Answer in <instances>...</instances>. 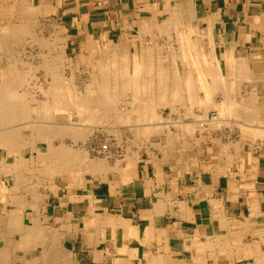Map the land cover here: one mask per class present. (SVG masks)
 <instances>
[{"label": "bare ground", "instance_id": "1", "mask_svg": "<svg viewBox=\"0 0 264 264\" xmlns=\"http://www.w3.org/2000/svg\"><path fill=\"white\" fill-rule=\"evenodd\" d=\"M185 1L188 0H184V3ZM15 2L17 8L25 14L24 17H28V23H22L15 26L10 24L6 26L5 31L0 30L2 31V33L0 32V56H8V58H4L7 60L8 64L5 67H0V71H2L0 73V77H2V80L0 81V151L4 152L5 154L4 156L2 155V159H0V172L5 173L3 175L7 176L10 174H15L14 171L17 169L13 168H18L20 173L16 174L17 181L14 178L16 183L15 185L13 184V189H9L8 185L6 186L5 184L0 185V200H3V202L7 203V200H11V202H19V204L22 206L24 204L30 205V207H33L36 210V213L39 214V210L41 209V207L43 208L44 206V200L46 198L45 192L48 190H56V186L59 180H62L63 183H70V186H74L75 184L79 183L78 180L88 172L100 175L101 173L108 171L109 161L113 159H116V163L120 164L121 161L119 160L123 158V152L120 147H118L119 149H114V147L111 146L109 142H100L98 150L94 154L101 155L102 158H95L89 156V152L86 148H80V143L78 144V141L81 140L86 143L91 138L90 135L92 134H102L103 137L105 134H108L112 130L117 131L121 127V125L126 127L125 130H130V134L135 137L133 141L128 143L129 147H131L132 144H135L140 148L138 137H140L139 140H143L144 138L148 137L149 140L151 141L152 139V141H154L158 145L160 150H163L166 155L174 153V155L182 161H187L191 157L194 159L196 156H200L201 143H204L203 140L205 139V133H207L206 131L204 132V130L208 129L206 128V126L210 128L211 125H216L217 123H220V125L221 123H230V120L227 119V117L231 114L236 115L238 114V112H240L239 114L245 112V114L242 113L243 115L241 114L240 117H242V119L244 117L245 121L248 120L247 122L252 123V125L245 123L247 126H250L246 128L251 129L250 135L259 137L257 134H261V141H264V138L262 139V134L264 135V106H249V104L245 103V105L237 106L234 105L235 101L234 103H232L234 97L231 102H229L230 98H228L229 95H227V93L229 94L228 90H230L231 92V89H233L234 84L230 85L232 86L231 89L229 86V89H227V85L223 83V76L221 75V73L219 74L218 72L221 71V64L216 61L217 57L215 56L214 50L215 43L213 40V29L212 27H208L207 29L204 26L203 28H200L199 26V21H202V17H204L203 12L201 14L198 8L199 0H195V5H193L190 1V5L183 4L180 6H167V16L165 13V20L162 22V24L158 23L152 28L150 26V29H143V31H141L140 38H138L134 43V45H137V48L136 51L133 53L129 51L128 46H126V43L124 42L119 43V45L117 46L111 47V42L108 41L110 46L107 45L104 50H101V56L96 61L88 63L90 66L89 68L93 70V72L90 74L92 80L90 83H88V85L86 84V86H84V89L82 90L79 87V82H76L77 77L75 75L68 76L64 73L63 70L67 64L70 66L72 65V63H70L71 60H69V58L65 56V38L56 37L54 35L50 38H44L41 36V39L33 37H26L27 39L23 38V36L31 33V31H34L32 30V25H30L33 21L32 16L46 15L47 13H51L52 11H54V8H52L46 2H42L41 0H39V3L35 5L31 4V2H29L28 0H15ZM255 19L256 21H259V17H256ZM248 27H250V25H248ZM155 28H157L158 33H160L162 37L166 38L164 40V43H145L142 40L141 36L143 37V35L146 33H153V29ZM172 32L177 35V41L179 40L178 46L176 45L178 49L175 51H171V53H165V47L171 45V41H168V37L172 38V36H170L172 35ZM193 36L195 38H192ZM239 36L241 38H247H244V40L250 39V34H246L245 30L243 29L240 30ZM104 38L107 39V35H104ZM202 38L203 40L201 43L200 40ZM25 39L26 41L29 40L30 42L33 41L32 44L38 45L42 50V52H35L30 54L29 58L32 59L31 62L24 61L25 63H28V68L27 66H25L28 69H26L27 71L25 69L21 70L17 66L19 65L18 59H20V55L16 56V53H12L14 51H12L10 48L13 43L21 44V42ZM204 39L209 41V43L207 42L208 50L206 49V51V45L203 43ZM20 46L21 45H19V47ZM172 48L174 47L172 46L169 49ZM47 50L49 51L45 53V51ZM225 53L226 55L224 58V64H226L227 66L228 74L231 75L232 72H237V74L240 73V76L242 77H244V75L245 77L247 76L246 79L242 78L245 79L244 81H246L247 79L253 81L254 79L259 83L264 82V54H250L252 55V58L242 57L243 60H240V58L239 60H237V58L233 56L232 50H228ZM176 56H179V58H177ZM168 57H172V59ZM164 58H168L170 62H175V64H167L164 67L163 65H161L162 63H164ZM33 60L38 61V64H33ZM128 61L131 62V65L129 66L130 68L127 65ZM153 62L158 63V65H153ZM180 62L181 64L186 62L187 65L189 64L190 66L188 65L185 67L183 65L184 68L182 71H180L178 67V64H180ZM25 63L23 64L25 65ZM202 63L204 64L202 65ZM37 69L43 70L42 76H39L40 70L37 74L35 73ZM220 76L221 78H219ZM232 76L234 75L232 74ZM240 76L237 77L236 75V80H238ZM25 77H31L34 78V80L36 77L37 79L39 77L40 80L42 79L44 82L47 83L48 88L43 89L45 91V99H40L36 96H28L27 92L29 91H21V87H23V84H26L24 83ZM47 78H51V80L49 81ZM171 78L173 80H171ZM207 78H210L212 82H208ZM211 78H213V80ZM183 79H185V82H183L185 84L182 85H185L186 90L183 89L184 87H182V85H180V82ZM38 82H40L41 84V81ZM236 82H240V80ZM155 83L156 85L154 86L153 84ZM240 83H242V81ZM38 84L39 83L36 82L37 87L40 86ZM240 85L242 84L238 83V86ZM42 86L43 84L41 85V87ZM186 86L188 88H186ZM240 89L238 88V91ZM183 90H185L186 92V97L188 96L187 100H189V102H187L190 105H193L198 100L197 104L200 105L203 102V107H206L204 103L205 99L210 98L214 93H221V96L224 95V99L227 98L228 100L226 99V101L228 102L224 103L225 100L223 99L224 101H221V103L223 102V104L214 103V106L211 103L210 105L208 101V106H210V108L213 105V107L218 108L219 111L213 113L210 117L209 115H204L206 116L204 118L201 116V118H203L202 120L199 119L196 122L193 121V123H187L182 125L180 123L183 122H179L177 120L178 123H176L175 121L173 127L175 124H179L181 126H178L182 131H178L179 133L176 132L178 134H174L175 139L173 140V146L168 148V139L171 138L172 134H170L169 132L165 133L163 132V130L160 129V126H162L163 124L156 125L139 123L137 126V123L138 121H140V119H143L142 122L145 119V121L148 122V119L146 118L147 116H145L144 113L146 111L143 110L148 106L150 102L151 104H153L152 101L154 103L160 102L161 104H159L161 106L163 103H166L167 105L171 97H174L173 99L175 101V97L183 94ZM235 91L237 92V89H235ZM125 92L132 93L131 99L127 102L130 105L126 110V106H122L121 104L123 103L125 105L126 103L124 101L125 99L121 98L123 97L122 93ZM201 92L205 93L204 95L206 98L201 96ZM253 95H256V93ZM251 98L250 100L253 101V99ZM121 99H124L123 102ZM178 99L180 98L178 97ZM240 100L244 99L240 98ZM250 100H248V102H250ZM147 101H149V103L146 104L147 106H145L144 103ZM172 101L170 102V104L172 103ZM180 101L182 102L181 104H186L183 100V97H181ZM178 102L179 101H177V103ZM216 102H219V100H216ZM154 106H158V104ZM198 107L197 109H199ZM148 108H146L147 111L149 110ZM151 108L152 107H150V109ZM154 108L155 107H153V109ZM150 111V116H153L151 115ZM154 111H152L153 114H155ZM187 112L190 111L188 110ZM174 113H176V110ZM182 113L185 114V111ZM77 116L78 119H74V117ZM157 117L159 116L157 115ZM157 117H154L155 122ZM195 117H197V119L199 118L198 116ZM148 118L151 120L152 117ZM238 119H236V121ZM162 120H164V118ZM208 123L210 126H208ZM164 125L166 126V124ZM165 126L163 128H165ZM217 127L218 125L216 127L213 126L212 128ZM170 128H172V126ZM105 130L107 132H105ZM120 131V135H123V133L126 132L122 131V129H120ZM172 133L174 132L172 131ZM176 135H183V137H185L184 145L179 144V140L176 139ZM143 136L145 137L143 138ZM190 136H192L193 138L195 137L197 141L194 146L190 145L191 143L186 142ZM254 136L253 138H255ZM66 138L67 141H69L68 139L73 141L67 142ZM208 139H211L210 135ZM55 140H60L58 141L59 144H57ZM117 140L119 141V143H121L123 141V136L118 137ZM213 141H215L217 147L222 146L221 149L224 151L225 155H228V151L232 149L230 148V144H223L221 142L220 137L214 139ZM40 142H43L44 144ZM259 143L261 142L259 141ZM27 147H29L31 151V156L29 158H27V156L25 157L23 154L24 149ZM249 149L250 147L246 146V150L248 152L246 153L244 163L250 166L252 165L253 158L251 157ZM174 150L179 151V153L175 152ZM176 154L179 155L177 156ZM19 168H21L22 170H20ZM41 187L43 188L41 189ZM245 189L250 194L255 193V190L252 185L246 186ZM27 195H30L32 197L33 204H28V202L25 201ZM259 210V206L255 205L253 207V213H255L256 215L260 213ZM3 217L4 215H0V218H2L0 220H3ZM4 218H7L6 215ZM19 218L16 217V219L14 220L15 222H13L16 226L20 239H17L16 241H11L9 240L10 238H6L5 241H10H6L9 246H11L9 243H14L15 245L16 243H20L25 240L29 243L27 249L29 253H31V257H24L23 255L22 258L21 256L22 260L25 262L22 263L20 261V263L75 264L73 262L71 253L68 254L67 252H65L63 244V235L59 231H57V229H55L53 226L47 225L45 223L47 218L44 222H42L36 216L33 221V224L31 223L32 225L28 227L24 225L23 222L19 220ZM7 221L9 223V220ZM5 224L6 226L10 225V223L7 224V222ZM61 225L63 226V224ZM239 225L241 226L237 228L238 230L232 228L229 229L237 231L236 236L238 239H232V241H225L224 239L228 238V232L224 231L223 234L215 236V238L213 239L214 241H210L206 246H202V248H210L215 246L219 247V245L224 244V241L226 244L232 247L233 242L234 244L236 243V245L237 243L242 244L240 237H244L242 234L243 232L246 233L248 231V227L247 224L242 222L239 223ZM68 231H66V233ZM254 231L256 232V238L258 236L264 237V228L259 227L254 229ZM3 237L2 239H4ZM7 244L5 246H7ZM37 245H40L41 249L37 248ZM242 246L245 248L242 251L247 252L249 256L253 257V264H264V250H261L260 248L258 250H256L255 248L252 249L251 245H248V249L245 247L244 244ZM225 248L224 252H226ZM239 251L240 250L238 249V252ZM2 252H0V264H13L12 260H9L10 257L8 259H4L5 255L8 256L10 254L6 251L3 257ZM219 252H221V250H219ZM12 259H15V257ZM116 260L118 259L116 258ZM198 260L200 261V259ZM119 261L120 258L118 262ZM229 261L230 259L228 258V262Z\"/></svg>", "mask_w": 264, "mask_h": 264}, {"label": "crops", "instance_id": "2", "mask_svg": "<svg viewBox=\"0 0 264 264\" xmlns=\"http://www.w3.org/2000/svg\"><path fill=\"white\" fill-rule=\"evenodd\" d=\"M30 1L34 5L39 3V0ZM41 1L54 8L50 15L55 17V28L62 32L61 38L66 39L65 56L71 60L72 69L69 74L66 70L64 73L77 78L80 77L81 63L89 68L88 63L96 61L101 56V50L110 46L108 41L111 47L124 42L133 53L137 48L134 43L140 38L141 31L158 24L159 6L156 0ZM199 9L204 15L203 26L213 29L215 56L219 64L224 63L228 50L235 54L246 48L250 54H264V32L257 38L260 28L255 19L264 18V11L246 12L247 6L241 0H205L202 10ZM58 13L62 14L61 18H58ZM241 29L250 34V39L244 40L246 37L239 36ZM157 33L155 28L153 33H146L141 38L147 44H162L160 40L146 39L148 35ZM104 35L108 38L105 39ZM158 37L166 39L160 34ZM69 49L74 52L67 54ZM87 50L90 56H86ZM39 75L42 76L43 71ZM124 127L121 125L119 128L126 131L119 146L123 152L120 164L111 160L108 171L100 175L88 172L74 186L59 180L56 190L45 192L44 206L39 214L30 205L0 200V215L7 217L0 220L3 223L0 224V252L3 249V257L6 251L10 254L4 259L10 257L13 264H22L25 262L23 255L31 257L26 240L15 245L9 243L11 246L7 244L9 240L20 239L14 224L16 217H20L19 220L27 227L33 224L36 216L42 222L47 218L45 223L63 235L65 252L71 253L75 264H190L194 253L198 257L206 255L201 250L202 246L220 235L219 231L238 230L242 222L248 227V233L243 232L242 235L249 237L254 229L264 228V141L259 139L250 143L245 136L244 153L238 152L239 147H232L225 155L222 146L217 147L213 141L212 134L205 133L203 142L208 141L211 146L207 155L204 153L205 143H201L200 156L187 161H180L174 153L166 155L163 152L166 158H171V162L165 164L135 144L129 147L128 143L134 138ZM225 133L231 135L232 142L238 138L234 140L232 135L236 133L233 129ZM209 135L212 140L208 139ZM220 139L223 144L229 145L227 138ZM68 140L66 138L67 142L73 141ZM186 142L192 146L197 143L192 136ZM83 143L78 141L79 145ZM246 146L250 150L252 148L255 154H251L253 162L250 166L239 164L241 157L246 158ZM23 154L29 158L31 151L24 150ZM2 155L5 154L0 151V159ZM230 162L231 165L228 164ZM239 166L243 168L242 173ZM13 169H17L15 174L7 176L0 172V185L14 188L16 174L20 171ZM240 174L244 176L240 177ZM248 185L253 186L254 194L245 189ZM25 201L32 203V197L27 195ZM255 205L260 209L258 215L253 213ZM224 209L228 214L223 213ZM4 220L10 223L8 228ZM6 238L10 239L6 242ZM37 248L41 249V246L37 245ZM14 257L20 258L19 261L12 259Z\"/></svg>", "mask_w": 264, "mask_h": 264}, {"label": "rangeland", "instance_id": "3", "mask_svg": "<svg viewBox=\"0 0 264 264\" xmlns=\"http://www.w3.org/2000/svg\"><path fill=\"white\" fill-rule=\"evenodd\" d=\"M29 2H31L30 0H28ZM154 1V0H153ZM167 1H168V3H167ZM190 1L192 2V4L193 5H195V0H188V1H185V3H184V0H156V3L158 4V8H159V10H158V19H157V22L159 23V24H162V22L165 20V13H166V7L167 6H175V5H178V6H180V5H190L191 3H190ZM242 1V4H245L246 6H247V9H246V12H248V10H250V11H258L259 13H261L262 11H264V0H241ZM5 2V3H4ZM15 2V0H0V30H2V31H5V28H6V26L7 25H13V26H15V25H19V24H22V23H28V17L27 18H25L24 16H25V14L23 13V12H21L18 8H17V6H16V2ZM84 2H86V0H83L81 3H84ZM182 2V3H181ZM189 2V3H188ZM205 2V0H199V6H198V8H201V10H202V4ZM168 5H167V4ZM181 3V4H180ZM247 4H250V5H247ZM165 7H164V6ZM192 5V6H193ZM33 10V9H32ZM200 10V9H199ZM261 11V12H260ZM162 15V16H161ZM166 16H167V13H166ZM62 17V14L61 13H58V18H61ZM32 22H31V24L30 25H32V30H34V31H31V33H29V34H27V35H25V36H23V38H42V37H44V38H50V37H53V35L54 36H56V37H61L62 35H61V33H60V31L59 30H56V28H55V22H54V20H55V17L54 16H51L50 15V13H48L47 14V16H43V15H35V16H32ZM27 19V20H26ZM60 20V19H59ZM25 21V22H24ZM63 21H64V19H63ZM161 21V22H160ZM52 24V25H51ZM257 24H258V26L257 27H259L260 29V32H259V35L257 34V38L259 37V36H263V32H264V18H261V20L259 19V21L257 22ZM35 26V27H34ZM56 26H58L57 25V23H56ZM61 26V25H60ZM59 26V28H61ZM199 26H200V28H203V22L202 21H199ZM3 27V28H2ZM54 28V29H53ZM58 29V28H57ZM55 30V31H54ZM2 31H0L1 33H2ZM36 34H35V33ZM57 35H56V34ZM32 34V35H31ZM158 34V33H157ZM160 34V33H159ZM159 34L158 35H148V37L146 38L148 41H151V38L154 40V42L155 41H159L160 40V42L161 43H163V40L164 39H160L158 36H159ZM29 35V36H28ZM34 35V36H33ZM31 36V37H30ZM42 36V37H41ZM170 36H172V38L171 37H168V41L170 42V46L172 47H174V48H172V49H169V48H171L170 46H167V47H165V53H171V51H175V50H177L178 49V44H179V40L177 41V35H175V33L174 32H172V35H170ZM162 37V36H161ZM176 37V38H175ZM26 38V39H27ZM171 40H170V39ZM192 38H195L194 36L192 37ZM26 39L25 40H23L22 42H21V44H19V43H13L12 44V46H10V48H11V50L12 51H14V52H12V53H16V56L17 55H20V59H18L19 60V65H17L21 70H23V69H27L28 68V63H25L24 61H26V62H31V60L32 59H30L29 58V56H30V54L31 53H35V52H39V50L41 49L38 45H33L32 43H33V41H29V40H27L26 41ZM144 39V38H143ZM173 40V41H172ZM195 40V39H194ZM202 40H203V38L200 40V42L202 43ZM175 41H177V42H175ZM24 42H25V44H24ZM207 42L209 43V41H207L206 39H204V41H203V43L206 45L205 46V51H206V49H207ZM24 45H23V44ZM19 45H21L22 46V48H21V46L19 47ZM177 45V46H176ZM14 46H15V48H14ZM13 48V49H12ZM25 48H27V49H25ZM14 49H16V50H14ZM25 51H24V50ZM168 49V50H167ZM132 50H133V48H132ZM208 50V49H207ZM18 51V52H17ZM74 51H72L71 49H69L68 51H67V54H71V53H73ZM11 53V54H12ZM90 54L91 53H89V51L87 50L86 51V56H90ZM249 54V55H248ZM248 55V56H247ZM183 56V55H182ZM233 56L235 57V58H237V60H239V58H240V60H243V58L245 57H250V58H252L251 56L252 55H250V51L248 50V49H244V51H241V52H239L238 54L237 53H235V54H233ZM1 58H0V67H5L7 64H8V62H7V60L6 59H4V58H8V56H0ZM11 57V56H10ZM9 57V58H10ZM177 58H179V56H176ZM243 57V58H242ZM13 58V57H12ZM16 58V57H15ZM168 58H171L172 59V57H168ZM168 58H164L165 60H164V63H162L161 65H163L164 67L167 65V64H171V65H173V64H175V62H170V60L168 59ZM242 58V59H241ZM169 61H168V60ZM245 60V59H244ZM166 61H167V63H166ZM184 61V60H183ZM7 62V63H6ZM33 62V64H38V61H36V60H33L32 61ZM188 62V61H187ZM190 62V61H189ZM23 63H25V65L23 64ZM159 63H161V62H159ZM153 65H158V63H156V62H153L152 63ZM204 63H202V65H203ZM128 67L131 65V62L130 61H128ZM183 65L186 67V66H188L187 65V63L186 62H184L183 64H181V62H180V64H178V67H179V69H180V71H182L183 70ZM221 65H222V67H221V71H218L219 72V74L221 73V75L223 76V83L224 84H226L227 85V89H229V87H230V89H231V87L232 86H230L231 84H234V87H233V89H231V92H230V90H228L229 91V94L227 93V95H229L228 96V98H230V100H229V102H231V100L233 99V97H234V99H233V102L232 103H234V101H235V103H234V105H237V106H242V105H245V104H249V106H264V82L263 83H259L258 81H256V80H254L253 79V81L252 80H246V81H244L245 79H246V77H245V75H244V77H242V76H240L241 74L240 73H238L237 74V72L235 73V72H232V74L234 75V76H232V74L230 75V74H228L227 73V66H226V64H224V63H221ZM25 66H27V68L25 67ZM190 66V65H189ZM130 68V67H129ZM72 69V67L71 66H69V65H66L65 66V68L63 69L65 72H66V74H69V72H70V70ZM79 69H80V77L79 78H77L76 79V82H79V87H80V89L82 90V89H84V86H86V84L88 85V83H90L91 82V80H92V78H91V76H90V74L93 72V70H91L90 68H88V67H86V64L85 63H81V67H79ZM28 70V69H27ZM26 70V71H27ZM40 70V72L41 71H43V70H41V69H37V71H35V73L37 74L38 73V71ZM2 71H0V73H1ZM155 72V71H154ZM173 72V71H172ZM25 73V72H24ZM156 73V72H155ZM225 73V74H224ZM231 73V72H230ZM228 75H230V76H228ZM236 75H237V77L238 76H240L239 77V79L238 80H236L237 78H236ZM243 75V74H242ZM40 76V75H39ZM228 76V77H227ZM232 76V77H231ZM234 77V78H233ZM219 78H221V76L219 77ZM228 78V79H227ZM231 78V79H230ZM242 78H245V79H242ZM49 81L51 80V78H47ZM208 79V82H210L211 80H210V78H207ZM212 80H213V78H211ZM226 79V80H225ZM234 79V80H233ZM2 80V77H0V81ZM44 80H46V79H44ZM171 80H173L172 78H171ZM240 80V82L242 81V83H240V82H236V81H239ZM24 83H26L25 85L23 84V87H21V91L22 90H24V91H29V92H27V95L28 96H36V97H39L40 99H45V95H44V88L45 89H47L48 88V85H47V83L46 82H44L42 79L40 80V78L38 77V79H37V77L35 78V80H34V78H27V77H25V79H24ZM38 81H41V84H40V82H38ZM226 81V82H225ZM232 82V81H234V82H232V83H230V82ZM252 81V82H251ZM28 82V83H27ZM36 82L37 83H39L38 85H40V86H36ZM183 82H185V79H183L181 82H180V85H182V84H185V83H183ZM212 82V81H211ZM229 82V83H228ZM244 82V83H243ZM248 82V83H247ZM35 83V84H34ZM229 85H228V84ZM238 83L239 84H242V85H240V86H238ZM43 84V86L41 87V85ZM245 84V85H244ZM249 84V85H248ZM154 86L156 85V83L155 84H153ZM153 85H152V87H153ZM34 86V87H33ZM229 86V87H228ZM33 87V88H32ZM182 87H184L183 89H185V85H182ZM240 89L239 91H238V88ZM39 88H40V91H39ZM149 88H150V86H149ZM186 88H188L187 86H186ZM42 89V90H41ZM235 89H237V92L235 91ZM186 90V89H185ZM185 90H183V94H181L180 96H177V97H175V101H174V97L172 98L171 97V99H169V102L167 103V105H166V103H163L162 104V106H163V108H162V106L160 105L161 103L160 102H157V103H154L153 101H152V103L153 104H151V102L149 103V101H147V102H145L144 104H145V106H147L146 104H148V106H149V108H148V106L146 107V108H148L149 110L147 111V109L145 108L143 111H146V112H148V113H146V112H144L145 113V116H147L146 118L148 119V122L147 121H143L142 122V120L143 119H140V121H138V123H137V126H138V124L140 123V124H158V125H161V124H163L162 126H160V129L161 130H163V132H169L170 134H172V136H171V138H169L168 140H169V142H168V148L169 147H172L173 146V140L175 139V137H174V134H178L179 132H181L182 130H180V127L179 126H181L182 124H187V123H193V121L194 122H196L197 120H199V119H203L204 117H206L207 115H209V117L213 114V113H215V112H218L219 110H218V108H214L213 107V105L215 106V104L214 103H216V104H223V102L221 103V101H224L225 100V102L224 103H227L228 101H226V99H224L225 97H223V96H221L222 94L221 93H214L211 97H212V99H211V97L210 98H206L205 97V93L203 92H201L200 94H201V96L202 97H204V98H206V99H208V100H206L205 99V101H204V103H205V106L206 107H203V102H202V104H197V102H198V100L195 102L196 103V105H195V103L193 104V105H190V104H188V102H189V100H187V97H186V92H185ZM232 90H233V92H232ZM42 91V92H41ZM235 91V92H234ZM31 92V93H30ZM23 93V92H22ZM127 93V94H126ZM256 93V95H253V94H255ZM31 94V95H30ZM130 94V95H129ZM196 94V93H195ZM203 94V95H202ZM234 94V95H233ZM239 94V95H238ZM122 95H123V97H121V98H124V99H121L122 100V102H123V100L126 102L125 103V105L123 104V103H121L122 104V106H126L125 107V110L128 108V106L130 105L129 103H127L130 99H131V97H132V93L131 92H125V93H122ZM121 95V96H122ZM125 95V96H124ZM128 95V96H127ZM216 95H218V96H216ZM250 95V96H249ZM208 96V95H207ZM244 96V97H243ZM126 97H127V99H126ZM178 97L181 99V97H183V100L185 101V103L186 104H181L182 102L180 101V99H178ZM232 97V98H231ZM236 97H238V98H236ZM248 97H249V99H248ZM252 97V98H251ZM240 98H242V99H244V100H240ZM250 98L251 99H253V101L252 100H250ZM186 99V100H185ZM214 99V100H213ZM221 99V100H220ZM224 99V100H223ZM256 99V100H255ZM174 102H173V101ZM212 100V101H211ZM216 100L218 101L219 100V102H216ZM228 100V99H227ZM239 102H238V101ZM247 100V101H246ZM248 100H250V102H248ZM172 101V103L170 104V102ZM177 101H179L178 103H177ZM188 101V102H187ZM194 101H195V99H194ZM207 101V102H206ZM208 101H209V104L211 103V104H213L212 106H211V108H210V106H208L209 104H208ZM242 101V102H241ZM191 102V101H190ZM248 102V103H247ZM160 103V104H159ZM201 103V102H200ZM238 103V104H237ZM245 103V104H244ZM152 106H151V105ZM158 104V106H154V105H157ZM189 106H188V105ZM210 104V105H211ZM173 106V107H172ZM181 106V107H180ZM183 106V107H182ZM185 106V107H184ZM190 106H193V107H190ZM198 106H200V107H198ZM150 107H152L151 109H150ZM153 107H155L154 109H153ZM176 107V108H175ZM186 107H187V110H186ZM191 109H190V108ZM195 107V108H194ZM197 107L199 108V109H201V110H199V109H197ZM193 108V109H192ZM205 108H206V110H205ZM208 108V109H207ZM173 109V110H172ZM151 110V111H150ZM155 110V111H154ZM175 110H176V113L178 114H176V113H174L175 112ZM178 110V111H177ZM190 111V112H187V111ZM217 110V111H216ZM142 111V110H141ZM149 111L151 112V115H153V116H150V113H149ZM152 111H154V113L155 114H153L152 113ZM185 111V114L184 113H182V112H184ZM206 111V112H205ZM195 112H196V114H195ZM74 113V112H73ZM174 113V114H173ZM240 112H238V114H236V115H234V114H231V115H229L228 117H231V118H228L227 117V119H229L230 120V123H221V125H220V123H217L216 125L214 124V125H209V123H208V126H210V128L209 127H207L206 126V128H208L207 130H204V132L206 131L207 133L206 134H208V133H210V134H212V136L214 137V139H217V137H223L224 138V140H225V138H227V141H229V144H230V148H232V147H235L236 149H238V147L240 148V150H238V152H242V153H244V148H245V146L243 145V141L245 140V136H247V139L249 140V142L250 143H252L253 141L254 142H256L257 140H259V139H261V134H257L259 137H257V136H254V135H250V128L249 129H246V128H248V127H250V126H247L246 124L248 123V124H250V125H252V123H250V122H247V121H245L244 120V117H243V119H242V117H240V115L243 113H241V114H239ZM147 114H149V115H147ZM174 116H173V115ZM176 114V115H175ZM187 114V115H186ZM190 114V115H189ZM192 114V115H191ZM243 114H245V112L243 113ZM242 114V115H243ZM157 115L159 116V117H157ZM164 115V116H163ZM204 115H206V116H204ZM239 115V116H238ZM144 116V117H145ZM171 118H170V117ZM173 116V117H172ZM180 116V117H179ZM195 116H198L199 118L197 119V117H195ZM201 116L203 117V118H201ZM232 116H234V117H232ZM237 116H238V118H237ZM245 116V115H244ZM148 117H152L151 118V120L148 118ZM154 117H157L156 118V122H155V118ZM165 117H166V119H165ZM169 117V118H168ZM177 117V118H176ZM179 117V118H178ZM194 117H195V120H194ZM78 119V116L77 117H74V119ZM161 120H160V119ZM164 118V120H162ZM174 118V119H173ZM176 118V119H175ZM234 118V119H233ZM238 119L237 121H236V119ZM169 119V120H168ZM242 119V120H241ZM154 120V121H153ZM158 120V121H157ZM171 120V121H170ZM179 122H183V123H180L181 125H177V124H175L174 125V127H173V124H174V122L176 121V123H178V121ZM50 121V120H49ZM170 121V122H169ZM232 121V122H231ZM162 122V123H161ZM236 122H238L239 123V125H238V123L236 124H234V123ZM243 122V123H242ZM168 123H170V124H168ZM172 123V124H171ZM242 123V124H241ZM246 123V124H245ZM164 124H166V126L164 125ZM168 124V125H167ZM227 124V125H226ZM232 126H234V127H232ZM218 125V127L217 128H212L213 126L214 127H216ZM244 125H246V126H244ZM254 125V124H253ZM165 126V128H163ZM172 126V128H170ZM175 126H176V128H175ZM229 126V127H228ZM237 128H236V127ZM243 126H244V128H243ZM232 127V128H231ZM163 128V129H162ZM168 128H170V129H168ZM178 128V129H177ZM205 128V127H204ZM168 129V130H167ZM171 129H172V131L174 132V133H172V131H171ZM221 129V130H220ZM229 129L231 130V129H233V131H234V133H236V134H234V135H232V136H234V140H235V137H237L238 136V138L234 141V142H232L231 141V135H229V134H227V133H225V132H229ZM167 130V131H166ZM216 130V131H215ZM130 131V130H129ZM128 130H127V133L128 134H130L131 132H129ZM131 131H132V129H131ZM179 131V132H178ZM208 131H210V132H208ZM223 131H225V132H223ZM105 132H107L106 130H105ZM116 132V133H115ZM118 132V133H117ZM120 130L118 129L117 131H114V130H112L111 132H109L108 134H105L104 136H105V138H104V136L102 137V134H92V135H90L91 136V138L89 139V141H87L86 143H83V144H81V145H79L80 146V148H86L87 150H88V152H89V156L90 157H95V158H97V157H99V158H102V156L101 155H97V154H94L97 150H98V147H99V145H100V142H109V144L111 145V146H113L114 147V149H119L118 147L120 146V145H118V144H121V143H119V141L117 140V138L118 137H121L122 135H120ZM176 132H178V133H176ZM252 132V131H251ZM115 134H117V135H115ZM181 134V133H180ZM224 135V136H223ZM100 136V137H99ZM107 136V137H106ZM116 136H118V137H116ZM131 136V135H130ZM253 136L255 137V138H253ZM133 138H135L134 136H132ZM145 136H143V138H144ZM147 137V136H146ZM176 139H178L179 140V144H181V145H184V138L185 137H183V135H180V136H177L176 135ZM93 138V139H92ZM102 138V139H101ZM107 138V139H106ZM110 138V139H109ZM181 138V139H180ZM264 138V135L262 134V139ZM105 139V140H104ZM140 139V137H138V142H139V145H140V149H142V151H144L145 153H147V154H149V155H152L155 159H157V157L161 160V161H163V162H165V164H167V163H169V162H171L170 161V159H168V158H166V155L165 154H163V150H160V148L158 147V145L154 142V141H152V139H151V141L149 140V138L147 137V138H144L143 140L141 139V140H139ZM108 140V141H107ZM112 140V141H111ZM134 140V139H133ZM111 141V142H110ZM145 141V142H144ZM180 141H181V143H180ZM113 142V143H112ZM143 142V143H142ZM40 143H43V142H40ZM57 144H59L58 142H56ZM55 143V144H56ZM116 143V144H115ZM118 143V144H117ZM153 143V144H152ZM205 144H204V153L207 155L208 153H209V151L211 150V146H209L210 144V142H208V141H206V142H204ZM44 144V143H43ZM85 144V145H84ZM84 145V146H83ZM44 146V145H43ZM116 146V147H115ZM145 146V147H144ZM161 146V145H160ZM162 147V146H161ZM167 147H165V148H167ZM209 147V148H208ZM225 148H226V146H225ZM26 150L27 149H29L30 150V148L29 147H27V148H25ZM24 149V150H25ZM246 150V149H245ZM93 151V152H92ZM175 152H177V153H179V151H177V150H174ZM247 151V150H246ZM249 151H250V153L252 154V156H255V154L253 153V150H252V148H251V150L249 149ZM254 152H255V149H254ZM94 155V156H93ZM177 156L179 155V154H176ZM179 159V158H178ZM209 158H207V160H208ZM227 159H229V158H227ZM226 159V160H227ZM116 160V159H115ZM114 159H113V161H115ZM181 160V159H180ZM236 160H237V158H236ZM240 160H241V162H240ZM239 160V164L240 165H242L244 162H245V158H244V156L243 157H241V159ZM177 161V160H176ZM204 162H205V160H203ZM229 165H231V162L230 163H228ZM214 165V164H213ZM244 165V164H243ZM242 165V166H243ZM239 168H240V171H241V173H242V170H243V168H241L240 166H239ZM241 176H244L243 174H240V177ZM43 187H41V189H42ZM262 208L263 207H261V210H262ZM263 211V210H262ZM225 212L227 213V211L224 209V211H223V213L225 214ZM264 212V211H263ZM228 214V213H227ZM246 216H248V215H246ZM245 216V217H246ZM239 221H241V220H239ZM259 232V231H258ZM219 234H223V232L222 231H219L218 232ZM246 233H248V232H246ZM255 231H251V234L253 235V236H249V237H247V236H244V237H240V239H241V243L242 244H238L237 243V245H236V243L234 244V242H233V247L232 246H229L228 244H226L225 243V241L226 240H228V241H232V239L233 240H235V239H238L237 238V236H236V234H237V231L236 230H229L228 231V238H226V239H224L225 241H224V244H221V245H219V247L217 246H215V247H208V249H207V247H205V248H202L201 250H204V253H206V255H201V256H195V253H194V255H193V257H192V261H191V263L190 264H253L254 263V259H253V257L252 256H249V254H247V252H243L242 250L243 249H245L242 245L244 244L245 245V247L248 249L249 248V246L251 245L252 247V249H256V250H258L259 248L261 249V250H264V237H255ZM249 245V246H248ZM227 246V247H226ZM238 246V247H237ZM226 247V248H225ZM221 248V249H220ZM224 248L226 249V252H224ZM233 249V250H232ZM238 249L240 250L239 252H238ZM219 250H221V252H219ZM222 250H223V252H222ZM206 251V252H205ZM228 258L230 259V261L228 262ZM198 259H200V261L198 260Z\"/></svg>", "mask_w": 264, "mask_h": 264}]
</instances>
